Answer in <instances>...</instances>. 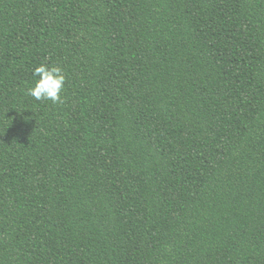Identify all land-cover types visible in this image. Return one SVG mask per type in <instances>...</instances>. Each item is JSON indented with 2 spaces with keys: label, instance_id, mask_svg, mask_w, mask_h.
Returning a JSON list of instances; mask_svg holds the SVG:
<instances>
[{
  "label": "trees",
  "instance_id": "trees-1",
  "mask_svg": "<svg viewBox=\"0 0 264 264\" xmlns=\"http://www.w3.org/2000/svg\"><path fill=\"white\" fill-rule=\"evenodd\" d=\"M0 264H264V0H0Z\"/></svg>",
  "mask_w": 264,
  "mask_h": 264
},
{
  "label": "clouds",
  "instance_id": "clouds-1",
  "mask_svg": "<svg viewBox=\"0 0 264 264\" xmlns=\"http://www.w3.org/2000/svg\"><path fill=\"white\" fill-rule=\"evenodd\" d=\"M35 77L31 86L26 89L29 96L35 100H47L53 104L61 103V92L65 85L64 70L58 65L49 67L47 64H39L32 69Z\"/></svg>",
  "mask_w": 264,
  "mask_h": 264
}]
</instances>
